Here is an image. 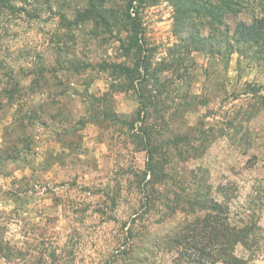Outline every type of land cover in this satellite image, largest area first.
Wrapping results in <instances>:
<instances>
[{
  "label": "rangeland",
  "instance_id": "1",
  "mask_svg": "<svg viewBox=\"0 0 264 264\" xmlns=\"http://www.w3.org/2000/svg\"><path fill=\"white\" fill-rule=\"evenodd\" d=\"M131 1L0 0V150L21 121L29 137L0 161V246L19 255L0 264H138L146 241L194 217L184 208L198 196L225 203L236 226L253 215L264 234V114L244 124L246 142L234 141L227 101L246 82L264 85V67L193 51L181 78L168 0ZM254 7L264 22V0ZM135 18L142 47L128 48ZM140 59L160 80L141 85L157 95L145 112L122 67ZM11 77L13 98L1 91ZM235 253L264 264L260 251ZM173 255L156 250L152 264Z\"/></svg>",
  "mask_w": 264,
  "mask_h": 264
},
{
  "label": "trees",
  "instance_id": "2",
  "mask_svg": "<svg viewBox=\"0 0 264 264\" xmlns=\"http://www.w3.org/2000/svg\"><path fill=\"white\" fill-rule=\"evenodd\" d=\"M257 1L259 0H168L172 7V32L178 38V43L173 48L174 58L171 65L172 69L178 70L177 75L181 78L188 76L189 57L193 51L208 54L237 52L264 67V22L262 17L255 13L254 6ZM91 16L106 21L97 12ZM134 20L133 30L136 33L129 38L128 48L142 47L139 37L141 25L139 20ZM144 54L141 55L142 58L147 59ZM140 61L139 69L122 67L126 68L127 77L130 76L132 88L137 94L139 112H145L147 104L156 102L157 95L155 91L144 92L141 85L148 77L158 85L160 80L158 68L150 73L147 66L143 65V60ZM10 80L13 81L11 87L1 91L13 98L19 82L14 80V77ZM228 100L231 102L228 112L231 138L234 141L246 142L247 130L244 129V124L254 115L264 114V85L246 82L242 91L229 93ZM27 113L33 115L27 116ZM27 113V120L36 118L34 109ZM24 122L19 124L22 133H19L13 144L0 150V161L15 158L25 150L29 137L26 135ZM203 201L202 197L198 196L188 203V208H184V211L194 217L176 223L155 241H146L134 261L138 264H152L156 250L160 249L175 253L171 264H246V260L235 253L237 245H242L248 251H260L264 257V234L260 232L253 215H249V220L243 226H236L230 223L229 217L225 215V203L212 201L210 208ZM195 205L202 209L207 208L213 213L196 215V209H193ZM0 257L9 260L19 258V255L13 247L5 245L0 246Z\"/></svg>",
  "mask_w": 264,
  "mask_h": 264
}]
</instances>
